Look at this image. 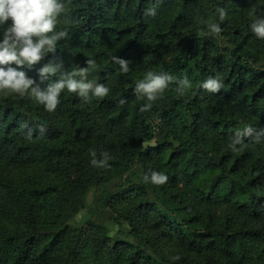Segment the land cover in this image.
Here are the masks:
<instances>
[{"label":"trees","instance_id":"obj_1","mask_svg":"<svg viewBox=\"0 0 264 264\" xmlns=\"http://www.w3.org/2000/svg\"><path fill=\"white\" fill-rule=\"evenodd\" d=\"M63 2L56 31L67 36L20 70L39 84L52 60L66 71L94 60L88 79L110 92L65 90L55 112L0 92V264H264V40L250 27L264 0ZM148 71L191 88L172 83L141 112L135 88ZM217 75L223 88L204 90ZM93 152H107V166H93ZM152 172L167 183H146ZM91 199L122 235L76 224Z\"/></svg>","mask_w":264,"mask_h":264},{"label":"clouds","instance_id":"obj_2","mask_svg":"<svg viewBox=\"0 0 264 264\" xmlns=\"http://www.w3.org/2000/svg\"><path fill=\"white\" fill-rule=\"evenodd\" d=\"M67 5L63 0H0V92L15 93L19 97H29L43 105L48 112H55L60 104L62 92L67 90L77 94L84 100L90 96L97 98L106 97L110 89L103 83H96L88 79L90 69L95 67L94 60H86V67H77L72 71L64 70L63 61H50L40 68L38 75L40 83L28 76L23 69H31L40 64L49 54L56 52L57 42L67 36L66 31H56L57 19L65 11ZM219 19L223 21L227 15L224 8H219ZM147 15H155V9L147 10ZM9 21L11 23H9ZM251 31L259 39L264 40V17H257L251 24ZM208 30L216 35L221 32L218 23H209ZM113 62L119 65L120 71L127 74L130 70V62L113 57ZM13 65L15 67H13ZM53 77L55 81L53 82ZM47 81L46 87H41ZM172 83L178 85L176 91L184 95L185 90L191 88V82L187 76L177 80L170 74H155L148 71L145 78L135 88V93L146 98L148 103L141 107L144 112L151 108L152 102ZM202 88L209 93H217L223 88V82L219 75L208 77L202 83ZM252 129L248 128L244 133H237V139L231 145L235 150V144L239 143L240 135H250ZM31 138V133H29ZM92 165L97 167L107 166L110 155L107 152L92 154ZM155 185H164L168 177L160 172H152L151 176H145L144 181ZM172 259H179L173 257Z\"/></svg>","mask_w":264,"mask_h":264},{"label":"rangeland","instance_id":"obj_3","mask_svg":"<svg viewBox=\"0 0 264 264\" xmlns=\"http://www.w3.org/2000/svg\"><path fill=\"white\" fill-rule=\"evenodd\" d=\"M170 131L172 132L173 135H176L177 134V129L175 126H172L170 127ZM156 143L153 142L151 145H155ZM128 168V166H123L122 169L126 170ZM91 204L90 206L88 207V209H86L83 213H81L78 218H77V223L76 224H81V223H85L86 221L92 219L94 220L95 222H98V223H104L106 224L107 226H110V224H108L110 222V217H109V214H108V211L100 208V206H97L96 204H92V199L90 200ZM112 226H110V230H111V234L112 235H122L119 231H120V228H115L113 229V232H112Z\"/></svg>","mask_w":264,"mask_h":264}]
</instances>
